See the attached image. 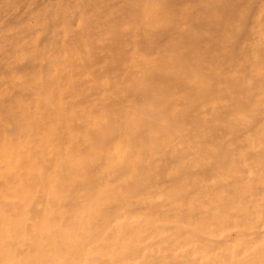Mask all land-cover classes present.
Segmentation results:
<instances>
[{"label": "bare ground", "instance_id": "obj_1", "mask_svg": "<svg viewBox=\"0 0 264 264\" xmlns=\"http://www.w3.org/2000/svg\"><path fill=\"white\" fill-rule=\"evenodd\" d=\"M0 264H264V0H0Z\"/></svg>", "mask_w": 264, "mask_h": 264}]
</instances>
